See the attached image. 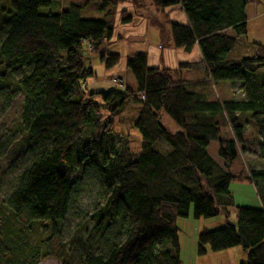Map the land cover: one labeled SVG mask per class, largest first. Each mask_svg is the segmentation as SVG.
Wrapping results in <instances>:
<instances>
[{"label":"trees","instance_id":"trees-1","mask_svg":"<svg viewBox=\"0 0 264 264\" xmlns=\"http://www.w3.org/2000/svg\"><path fill=\"white\" fill-rule=\"evenodd\" d=\"M60 1L10 0L0 29V76L24 73L21 119L26 144L37 147L36 158L0 201V264H38L51 257L69 264L68 253L52 243L77 197L74 151L103 137H116L119 148L101 163L90 157L104 197L90 215L93 226L78 264H180L176 221L190 210L195 219H225L222 228L201 231L198 255L239 247L246 256L240 264H264V169L248 166L245 177L228 171L243 144L255 141V132L261 135L258 153L264 159V45L243 40L245 7L257 0H154L160 8L181 10L185 22L170 23L172 46L185 53L197 48L201 60L172 71L148 68L144 53L131 54L125 65L135 92L95 93L87 91L86 81L94 74L83 66L82 49L99 54L106 70L118 64V54L101 50L112 35L113 9L122 0H68L59 13L39 12ZM92 2L102 20L81 17ZM200 68L206 79L181 78L182 70ZM218 82L240 83L243 99L209 98L204 90ZM127 101L139 105L132 124L140 139L136 152L114 130ZM162 115L178 131L162 126ZM225 125L233 139L219 138ZM247 125L254 132L250 136ZM84 130L89 131L85 139ZM210 141H217L223 165L208 154ZM161 142L164 152L155 149ZM243 179L253 185L260 208L234 204L230 184ZM36 226L40 236L34 238ZM108 229L103 248L96 251L95 242Z\"/></svg>","mask_w":264,"mask_h":264},{"label":"rangeland","instance_id":"rangeland-1","mask_svg":"<svg viewBox=\"0 0 264 264\" xmlns=\"http://www.w3.org/2000/svg\"><path fill=\"white\" fill-rule=\"evenodd\" d=\"M245 13L247 32L243 40L249 43L264 45V17L254 18L255 14L264 11V0L248 4ZM68 6V0H61L59 4L39 9L42 14H56ZM11 11L10 0H0V29L2 24L8 20L5 18L8 11ZM111 18L112 35L107 45L101 50L103 53L118 54V64L110 70H106L99 62V54L91 55L88 47H83V66L90 68L93 77L86 81L89 93L107 92L110 90L130 91L136 90V84L130 71L126 68V57L131 54L144 53L148 68L177 69L180 63L196 62L198 54L196 50L185 53L172 46L170 23H182V12L176 5L160 8L155 6L154 0H122L114 9ZM81 17L84 19H103V13L99 10L96 2L81 10ZM1 34V33H0ZM230 35H233L229 32ZM202 69V68H200ZM196 70V69H189ZM1 72V69H0ZM24 73L18 71L14 74L0 76V201L5 198L13 189L19 174L36 158L37 147L26 144V131L21 119L23 110V94L19 90V82ZM201 76V72L181 71V78H192ZM116 80V83L114 82ZM189 82V81H187ZM120 83V86L118 85ZM204 93L211 99H218L221 102L230 100H241L243 92L241 84L237 82H218L204 90ZM139 105L127 101L119 116L114 119V130L116 134L127 137L130 149L134 152L139 149V135L132 127L136 118ZM160 123L170 132L178 131L177 125L167 116L162 115ZM253 131L248 132L250 136ZM89 134L88 130L83 131L85 139ZM219 138L230 139L231 131L228 125L220 127ZM119 141L116 137H103L100 140H93L83 151L76 146L74 159L76 167L72 174V182L75 186L77 197L73 203L74 208L70 209L64 221L58 228V237L53 241L52 247L69 255V264H78L80 255L84 250L85 236L93 226L90 215L94 209L103 202L104 189L100 179L94 170V164L90 157L96 155L97 163H101L105 154L117 151ZM155 149L164 152L167 147L164 143H157ZM80 151L86 156L80 157ZM208 154L220 165L222 160L218 157L217 141H210ZM239 158L234 168L247 176L246 170ZM237 172V171H236ZM229 190L233 196L234 204L237 206H255V193L253 185L232 182ZM255 208V207H254ZM229 221H233V209H230ZM223 216L210 219H195L190 210L187 218H180L176 221L177 242L179 249L180 264H240L245 261V254L241 248L210 252L206 250L204 255L197 254L198 235L202 230L213 231L224 226ZM111 229L102 234L101 239L95 242V250L103 248V241L108 238ZM34 238L40 236L38 226L33 234ZM46 237V235H43ZM165 247L170 249L169 244ZM63 252V253H64ZM38 264H64L61 259L51 257L45 258Z\"/></svg>","mask_w":264,"mask_h":264},{"label":"crops","instance_id":"crops-1","mask_svg":"<svg viewBox=\"0 0 264 264\" xmlns=\"http://www.w3.org/2000/svg\"><path fill=\"white\" fill-rule=\"evenodd\" d=\"M256 2H258V0L256 1ZM255 3V2H254ZM248 6L249 5H247L246 7H245V13H246V10H247V8H248ZM181 11V10H180ZM182 15H183V13H182ZM264 17V11L263 12H260L259 14H255L254 15V18H263ZM182 18H183V22L182 23H184L185 22V17H184V15L182 16ZM193 50H196L197 51V54H198V59H197V61L196 62H198V61H200L201 60V58H200V54H199V51H198V49L197 48H194ZM185 71H190V72H193V71H195V72H197V73H200L201 72V76H199L198 77V75H196L195 77H192V78H183L182 77V79L183 80H185V81H189V82H196V81H201V80H204V79H206V72H205V70L204 69H196V70H185ZM133 91V90H132ZM244 97V96H243ZM243 99V98H242ZM241 99V100H242ZM250 128H251V126L250 125H247L246 126V133H248L249 131H250ZM255 135L253 136V139H255V141H253V142H251V141H247V142H245V144H243V153H241L240 151H239V153H238V157L236 158V160L230 165V167H229V169H228V171L232 174V175H234V176H238V175H241L242 176V173L243 172H239V174H238V171H239V168H238V170H236V168H234V166H235V162L240 158L242 161V165L244 166V168H245V170H246V173H247V168H248V166H252V167H255V168H257V169H264V159H259V153H258V151H259V146H260V140H261V135L259 134V133H257V132H255L254 133ZM230 139H233V136H232V133H231V138ZM209 147V146H208ZM217 162V161H216ZM218 163V162H217ZM219 164V163H218ZM220 165V164H219ZM221 165H223V163L221 164ZM237 171V172H236ZM245 177V176H244ZM234 182H238V183H243V184H250L251 186H252V184L250 183V181L249 180H247V179H243V180H241V181H234ZM253 190H254V187H253ZM254 193H255V190H254ZM255 196H256V201H255V206H253V208L255 207V208H260L261 207V203H260V201H259V199H258V197H257V195H256V193H255ZM234 218V214L232 215V219Z\"/></svg>","mask_w":264,"mask_h":264},{"label":"built area","instance_id":"built-area-1","mask_svg":"<svg viewBox=\"0 0 264 264\" xmlns=\"http://www.w3.org/2000/svg\"><path fill=\"white\" fill-rule=\"evenodd\" d=\"M114 82L116 83V80H114ZM118 85L120 86V83H118ZM140 99H143V97H142V96H140Z\"/></svg>","mask_w":264,"mask_h":264}]
</instances>
